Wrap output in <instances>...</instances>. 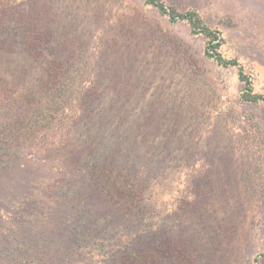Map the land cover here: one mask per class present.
<instances>
[{
	"label": "trees",
	"instance_id": "trees-1",
	"mask_svg": "<svg viewBox=\"0 0 264 264\" xmlns=\"http://www.w3.org/2000/svg\"><path fill=\"white\" fill-rule=\"evenodd\" d=\"M105 1L110 9L114 8L113 13L126 19L120 22V27L110 23L111 16L105 24L104 20L94 18L87 27L68 20L64 23L67 32L53 24L52 32L45 31L43 35L51 40L52 49L67 50V60L61 69L60 62L50 63L52 69L58 67L63 80L59 81L60 88L51 87L49 103L42 111L55 113L59 104L66 116L75 108L66 130L70 132L66 154L73 149H77L78 154L76 158L71 154L62 158L57 171L63 178L53 183L50 195L47 194L49 201L59 203L65 213L61 210L59 216L48 214L54 221L49 220L48 229L43 230L42 221L38 220L39 215L44 214L43 200H21L27 201V206L15 204L19 212L12 218L13 228L5 224L0 230V264H204V260L199 262L202 255L198 254V239L191 237L192 240L186 241L182 235L185 201L180 195L174 200L175 209L163 203L156 207L154 186L173 171L180 179L182 177L184 184L189 182L184 177L185 167L193 168L198 164L194 169L197 172L198 153L187 146L191 144H188L190 137L186 128L190 115L194 132L211 115L206 101L203 111L194 104L199 102L198 88L206 81L213 84L216 78L211 80L208 72H200L189 48L171 34V30L162 28L160 21H166L170 27L184 25L189 36L201 40L199 63L210 64L220 72L233 71L239 87L236 101L242 111L244 108L263 110L264 92L255 91V74L249 63L241 62L238 55L226 56L222 52L227 44L222 32L212 27L196 9L180 11L164 0H139V8L130 16L122 12L125 9L122 3ZM149 13L155 21L147 18ZM140 20L146 24L154 22L155 28L143 27ZM72 27L80 32L71 40L67 34L72 32ZM94 34L105 35L108 43L110 39L114 54L106 55L102 51L103 41H82L84 36L94 37ZM107 48L108 45L104 49ZM123 52L127 53L124 59L130 64L127 80L137 73L138 66L148 65V60L151 63L153 69L143 68L144 88L139 82L135 87L134 81L123 86L124 90L122 86L104 85L109 82L104 81L108 74H124L118 68L110 73L102 66L106 59L118 65L123 61ZM148 72L150 81H146ZM213 85L209 88L211 92ZM221 89L217 86L218 91ZM218 97L223 98L222 94ZM84 100L89 101L88 113L81 105L76 107L77 102ZM220 101L219 105L223 106ZM228 111L233 112L223 107L213 112L223 116ZM13 112L7 109L4 115L9 117ZM36 119H40V110L36 111ZM211 121L215 120L211 118ZM59 124L57 122L56 126ZM48 125L42 128L52 129ZM239 126L242 127V123ZM240 132H236L238 142L247 139L248 143L250 138ZM238 150L244 154L242 148ZM253 152L255 157L259 149L255 147ZM225 155H217L220 174L214 179L225 175L229 163ZM193 178L195 181L197 175ZM238 179L245 180L240 176ZM216 184L213 190L206 182L208 193L216 197L218 193L222 199L229 184L221 180ZM257 261L255 257L254 263L258 264Z\"/></svg>",
	"mask_w": 264,
	"mask_h": 264
},
{
	"label": "rangeland",
	"instance_id": "rangeland-1",
	"mask_svg": "<svg viewBox=\"0 0 264 264\" xmlns=\"http://www.w3.org/2000/svg\"><path fill=\"white\" fill-rule=\"evenodd\" d=\"M103 1L0 0V230L5 224L9 225V229L13 228L12 218L19 212L16 205L22 203V206H27V201L21 200H43L44 214L38 217V220L42 221L43 230L48 229L46 225H49V220L54 221L48 214L59 216L63 210L59 203L49 201L47 194L50 195L53 183L60 177L63 178L57 171V165L63 162L62 158L65 159V156L70 154L76 158L78 154L77 149H73L69 155L66 154L69 151V141L66 139L70 135L66 130L75 108L72 107L70 114L66 116L59 104L55 113L45 114L42 111L44 105L49 103L51 87H61L59 81L63 78L58 72L66 65L67 60V50L61 47L58 50L56 47L52 49L51 40L43 35L45 31L52 32L53 24L59 25L61 31L67 32L64 23L68 20L71 23V20L77 21L87 27L94 18L105 21L111 16L110 23L120 27V22L126 19L113 13L114 8L110 9L108 2ZM115 1L122 3L125 7L122 12L130 16H133L135 8L140 6L139 0ZM164 1L180 11L186 8L196 9L212 27L218 28L227 42L222 52L226 56L238 55L241 62L249 63L255 74V91L264 92V0ZM137 12H140V9ZM147 16L155 21V17L150 13ZM160 22L162 28L171 30V34L189 48V54L193 56L200 72H208L207 76L211 80L216 78V82H213L214 85L204 82L196 95L200 96L199 102L194 104V107H200L203 111L204 103L207 102L211 115L207 116L195 132L190 115L186 128L190 137L188 144H191L187 146L198 153V170L194 172L198 164L193 168L185 167L184 177L186 181L189 180L185 184L182 177L180 179L174 171L167 179L161 177L154 186V206L163 203L169 209H175L174 200L181 195L186 205V209H182L185 220L182 235L186 241L192 240L191 237L198 239V254L202 255L199 262L204 260V264H255L254 258L257 257V263L264 264V109L244 108L242 111L236 101L239 87L233 71L220 72L210 64L199 63L201 40L189 36L188 28L184 25L170 27L166 21ZM146 23H143V27L155 28L154 22ZM74 29L76 28L72 27V32L67 34L71 40L73 36L76 39V34L80 32V29ZM92 36H84L82 41H103L102 51L106 55L114 54L110 39L108 43L105 35ZM37 38L39 39L35 40ZM106 45L110 49L105 50ZM125 55L127 53L123 52V61L118 65L105 60L104 63L107 64L103 63L102 66H105L104 69L108 72H114L118 68V71L124 74H108V80L104 81L109 82L104 85L122 86L121 90H124L123 86L131 85L134 81L135 87L139 82L140 87L144 88L146 83H142L143 68L153 69L151 63L148 60V65L138 66L137 73L127 80L130 64L127 63V58L124 59ZM53 60L60 62L59 69H52L50 63ZM150 61L152 62L151 59ZM148 74L149 72L145 74L146 81L152 80ZM102 77L103 75H99V78ZM89 78L93 77L90 75ZM211 85L214 86L213 92L209 91ZM217 86L222 89L218 91ZM138 90L140 88L136 92ZM218 94H222L223 98L219 99ZM220 100L223 101V106L219 105ZM88 104V100L79 101L76 107L81 105L85 113H88ZM218 107L230 108L233 112H224L223 116H220L215 113ZM7 109L14 111L12 116L4 115ZM37 110H40L39 120L36 119ZM32 116L35 121H32ZM211 118L215 121H211ZM57 122H60L58 126ZM241 123L243 128L239 126ZM42 124H50L52 129L46 130L42 128L46 127ZM257 124L261 126L258 127ZM25 129H28L26 133ZM238 130L241 134L245 132L246 137L250 138L248 143L245 142L247 139L238 142ZM255 147L259 149L256 158L253 157ZM239 148L243 149V155L238 152ZM219 153L226 154L229 163L225 175L214 179L220 174L217 156ZM211 155L215 156L210 157ZM243 169L246 173H240ZM194 174L197 175L196 184ZM238 176L246 182L240 181ZM218 180L229 184L228 192L222 199L218 197V193L217 197L208 193L209 188L206 185L208 182L209 187L214 190ZM182 182L183 185L180 184ZM235 182L241 184L236 186ZM21 214L24 216L26 211L23 209ZM55 229L57 230L56 227Z\"/></svg>",
	"mask_w": 264,
	"mask_h": 264
}]
</instances>
